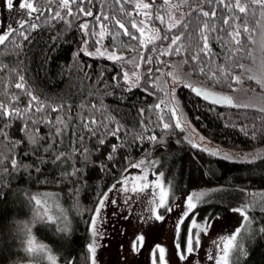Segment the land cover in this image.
Listing matches in <instances>:
<instances>
[{
	"label": "trees",
	"instance_id": "1",
	"mask_svg": "<svg viewBox=\"0 0 264 264\" xmlns=\"http://www.w3.org/2000/svg\"><path fill=\"white\" fill-rule=\"evenodd\" d=\"M148 1L151 3V0ZM34 2L37 7L44 8V12L34 20L24 22L23 27L20 25L13 28L9 39L4 45H0V64L7 65V68L0 70V99H6L2 93L7 91L9 94L18 95L20 106L28 103L27 94L14 86L22 75L25 87L38 95L46 106L63 105V111L53 112L51 107H46L44 113L35 116L53 122L58 116L62 117L67 121L68 128L63 137L55 138L59 147L54 146V149L50 148L47 152L40 145L46 147L53 139V123L40 122L32 125L33 128L38 127L45 138L36 146L30 145L21 132L24 121L15 119L11 121L12 126L6 129L12 140L21 141L14 154L21 165L29 167L22 166L14 171L11 169L10 160H6L4 166L9 168L11 174H0V264H23L38 260L44 263L46 260L32 257L24 251L25 236L20 230L24 223L33 222L36 206L29 197L42 192L55 194L61 200L63 211L68 217L67 230L62 231L65 225L57 223L56 220L53 223L36 222L32 227V234L51 249L58 264H90L87 251L90 240L89 225L100 197L120 178L123 170L143 156L156 157V172L162 173L161 181L168 189L170 198L201 187L209 188L202 202L180 224V245L185 241L187 226L192 218L198 221L208 217L213 219L231 208H236L250 196V192L264 193V160H257L255 163H248L246 160L231 161L203 150L207 148L193 147L183 137L181 130L175 127L171 111L165 106H161L159 110L155 108L163 93L151 81L158 73L156 66L175 61L181 70L191 74L194 84L203 83L217 93L230 95L232 88L242 83L247 89L255 90L259 84L255 80L247 79V76L254 74V64L260 66V71L264 69V54L260 51L258 35L255 37L257 45L249 44L247 36L242 35L244 49L233 58L237 66L232 67L231 71L234 75L243 76L242 83L232 84L231 88L228 86L230 81L213 85L198 70L193 72V68L202 66L192 64V56L197 54L199 28L204 22L215 25L218 30L210 33L209 40L214 64L232 65L233 61L227 59L228 48L217 37L226 35L219 31L226 27L222 23L224 17L242 14L238 11L229 12L216 0H187L181 6L185 14L180 26L169 32L164 24L155 19L156 9L163 5V0H156L150 24L157 26L162 36L167 35V40L157 41L155 45L150 44L148 49H144L137 40H131L122 34L115 40L112 35L106 34L103 47L115 50L125 57L138 54H143L145 58L152 57V63H143V66L151 67V71L144 74L139 85L129 91L123 81L121 63L96 55H85L81 50L84 45L82 42L88 40L85 46L92 51L98 45L99 37L85 36L79 25L87 22L89 33H99L100 22L94 17L108 15L110 19L101 22L108 26L110 32L122 31L111 20V17H116L125 23L130 32L139 37L140 33L131 27V22H136L132 2L84 0L83 4L72 6L78 18L68 17L66 11L60 9L58 0H52L51 4L48 0ZM78 8L90 9L94 15L85 16L78 12ZM213 9L217 13L215 19L205 18L201 14V10L211 12ZM57 11H61L63 19H52ZM128 12L131 13L130 16L124 14ZM164 12L161 8L159 14L164 15ZM249 19L250 27H255V21L251 17ZM235 23L239 24L241 21L236 20ZM32 25L36 26L35 29ZM259 31L257 29L258 33ZM21 33L27 35L28 39L25 40ZM175 35H179L181 40L173 49L182 45L181 52L177 54L173 50L170 55L161 56L160 52L168 51L171 38ZM229 47L234 48L235 45ZM153 48L156 50L151 51ZM248 49H252L253 56L246 54ZM201 58L204 61L209 60L202 54ZM185 60L189 63L183 64ZM239 64L246 68L252 67V72H242ZM10 69L14 71H9ZM176 92L185 117L204 137L221 146L240 151L264 149V113L254 108L218 106L197 97L183 85ZM93 103L101 109L100 112L91 110ZM90 111L97 120L107 124L96 135L82 127V118L88 117ZM161 116L170 125L167 130L160 121ZM106 117H112V120L108 121ZM3 124L4 121L0 119V127ZM117 125L120 126V131L116 136L105 135ZM254 131L255 139L252 137ZM73 132L82 135L84 140L79 141L78 136L72 135ZM151 136L157 139H149ZM100 138L104 139V144L99 143ZM73 141H76L74 146L81 152L84 148L89 150L87 161L77 153L70 159L53 163L59 151H71ZM114 145L117 146L115 152ZM34 147L39 148L35 154ZM109 155L112 159L108 158ZM74 166L81 171L76 175H66L73 171ZM248 214L252 220L250 229L242 228L240 237L247 255L240 256L238 264H264V232L260 231L264 228V211L257 206L249 209Z\"/></svg>",
	"mask_w": 264,
	"mask_h": 264
},
{
	"label": "snow or ice",
	"instance_id": "2",
	"mask_svg": "<svg viewBox=\"0 0 264 264\" xmlns=\"http://www.w3.org/2000/svg\"><path fill=\"white\" fill-rule=\"evenodd\" d=\"M90 2V0H89ZM131 0H123V3H130ZM217 3L224 5L229 12L238 11L241 16L231 15L226 16L223 18V25L226 26L224 28L219 29V31L224 32L225 36L217 37L224 45L228 48V54L227 59L229 61H233L232 65H226V64H214V58L212 54V48L210 47V33L213 31H218L215 27V25H211L208 22H204L202 26L199 28V43L196 45V52L197 54L192 56V64H200L202 66L197 68H193V72L199 71V73L207 78L208 81L213 82V85L215 84H222L225 81H230L228 86L231 88L232 84H239L242 83L243 76L242 75H234L231 71L232 67H236L237 64L234 61V57L237 56V53H240L244 49V45L242 43V35L247 36L248 43L249 44H256L257 40L255 37L257 35L259 36V46L260 51L262 54H264V0H216ZM7 7L12 8L13 7V0H6ZM48 3L51 4L52 0H48ZM59 7L61 10L66 11V15L68 17H76V13L73 12L72 6L76 4H83L84 0H58ZM116 3H121V0H116ZM156 3V0H151V3L146 2V0H137L134 7L137 10V14H140L141 9L145 10L143 11V15L146 18L145 20L140 21V25H143L141 27L138 25L135 21L131 22L132 29H135L136 32H139V37L135 35L134 33L130 32L125 23H123L120 19H117L116 17H111V20L114 22V25L117 29L122 31L117 32H110L107 25L103 24L101 21H107L110 19L108 15L101 16H95V20L100 22L98 23V27L100 28L99 33L92 32L89 33V24L87 22L81 23L79 25V28L83 30L85 36H98L99 39L97 40V43L99 44L105 37L106 34L112 35L113 39L115 40L119 35L127 36L131 40H137L139 42L140 47L144 49H148V45H155L157 41L161 40H167V35H161L159 29L151 28L149 29V25L147 21H150L153 19V5ZM184 3H187V0H184ZM20 8L26 9L29 13H39L40 9L36 7L34 0H24L23 3H20ZM174 8L178 9L180 5L173 4L172 0H163V5H161L159 8L156 9V15L155 19L159 20L162 24L165 23V17L163 15H160L159 12L161 8H163L165 11L167 8ZM257 9H259V17L257 18ZM123 13V9H121ZM78 12L82 13L85 16L92 17L94 14L93 12L89 10H85L84 8H78ZM125 15L130 16L131 13H124ZM201 14L208 19H215L217 16L216 10L213 9L211 12L209 11H202ZM168 24H167V30L170 32L172 29L177 28L181 24V19L179 18H173L172 13L168 12ZM255 21V27H250V19ZM52 19H63L61 16V11L55 12V14L52 16ZM236 20H240L241 23L237 24L235 23ZM67 22V21H66ZM21 27H23V24H21ZM33 29H35V25H32ZM186 27V25H185ZM146 29H148V33H146ZM257 29H259V33L257 32ZM154 33V34H152ZM11 35V30L6 33H0V45H4L5 42L9 39V36ZM21 35L24 37L25 40L28 39V36L24 33H21ZM146 37V38H145ZM181 37L179 35H175L171 38V43L168 46V51H161L160 55H170L172 51L174 50L177 54H179L182 50V45L177 46L173 49V46L178 45L180 42ZM84 45H87L88 40H84L82 42ZM229 45H235V47H229ZM17 47L19 45L17 44ZM85 55H96L99 54L100 56H106V58L111 59L113 61H125V58L117 55L116 51L113 50L111 53H109L106 49L104 51H101L100 48L96 49V53H91L87 51V48L84 49ZM156 49L153 48L151 51H155ZM201 54L205 57H208V61H204L201 58ZM248 56H253L252 49H248L247 53ZM136 61V58L134 57L132 61H125L126 63H133ZM139 61L143 63H152V57L149 56L145 58L143 54L139 57ZM183 64H188L189 62L187 60L182 62ZM239 68L242 70V72H252L251 68H246L245 65L239 64ZM177 71L175 72H169L167 75L172 78L173 83H183V86L186 88H189L197 97H201L206 101H209L210 103L216 104L218 106H226L230 108H254L255 110L264 113V104L260 105H254L252 103H241L238 102L234 97L226 94H220L215 91H213L210 87L204 86L203 83L196 85L191 82H188L187 76L191 74H187L184 77H181L179 72V67L176 66ZM7 68V65L0 64V70H3ZM136 71H133L131 74L128 72L124 73V80L125 83L131 84L130 75L137 78V84L133 86H138V81L140 79V63H135ZM14 71V70H9ZM151 71V70H150ZM247 79L249 80H255L257 84L261 85L262 90H264V69L261 70V73L259 75L252 74L248 75ZM24 77L22 75L19 76V82L15 83V88L21 90L22 92H25L27 96L29 97L28 103L24 106H20L19 103V97L16 94H9L7 91H4L2 95L6 97V99H0V119L4 121V124L2 127H0V174L7 173L11 174L9 172V168L4 166L6 160H10L11 169L14 171H18L20 167H29L28 165H21V163L18 161L17 156L14 154L15 149L20 145V140H12L11 137L8 135V132L6 129L10 128L12 126L11 121L15 119H19L24 121V124L21 128V132L24 133L25 138L28 140V143L30 145L36 146L40 145V141L44 140L45 138L40 134V129L38 127L33 128L32 125H37L40 122L44 123H53L55 126V131L51 135L53 136V139L51 142L47 143V146L44 147V145H40V147L44 148V151L47 152L48 149L52 148L54 149V146L56 148L59 147L58 141L55 139L57 137H63L65 135L66 129L68 128V123L65 121L62 117H57L56 120L48 121L47 119H44L43 117L37 118L35 114L38 113H44L46 111V107H51V111L53 112H59L63 111V105L56 107L47 105L40 100V97L36 95L33 91L27 89L25 87V84L23 83ZM7 88V86H5ZM131 91V87L128 89ZM232 91H236L235 88H232ZM254 91V90H253ZM173 99V107L171 108V118L175 121V127L182 128V120H183V114L179 111V105L176 103L175 100V89H173L172 94ZM161 103H164L161 101ZM156 109L161 108V104L155 105ZM91 110H94L95 112H100L101 109L96 106V104H91ZM143 115V112L141 113ZM69 119H71L69 117ZM106 120L111 121L112 117H106ZM29 121L31 123H29ZM160 121L163 124V127L165 130H167L170 125L167 122H164L163 116L160 117ZM82 127L88 131L91 132L93 135H96L97 131L100 128L107 127V124L99 121L96 119L95 115L92 113V111L89 112L88 117L82 118ZM120 131V126L117 125L115 128H111L108 130V132L105 133V135H112L116 136L117 133ZM73 136H78L79 141H83L84 137L82 135H78L77 133L73 132ZM253 139L256 138L255 131L252 133ZM142 138V137H141ZM149 139L155 141L157 138L155 136L149 137ZM203 139V138H201ZM104 139L100 138L99 143L104 144ZM62 143V140L60 141ZM73 147L70 152L65 151H59L55 155V159L53 160V163H56L58 161L67 160L71 157L77 155L79 153L81 156L84 157V160L87 161V155L89 154V150L87 148H84L83 151L77 147H75L76 141H73ZM10 145V147H9ZM116 145L113 146V152L116 151ZM193 147H197L196 144H193ZM204 151H208L212 155H218L219 150H211V149H203ZM39 151V148L34 147L33 153H37ZM27 155V153H25ZM109 159H112V156L109 155ZM224 159H233L231 156L225 155L223 157ZM246 162L248 163H255L257 160H264V149H258L254 152L247 153L243 157ZM145 161L141 160L138 163L132 164L131 167L133 168H141L142 165H144ZM39 171V169H37ZM81 169L73 167V171L70 173H66V175H76L79 173ZM127 171V169H125ZM159 175H162L160 173ZM135 180H140L142 183H135ZM122 183V191L128 192L129 190L135 194L136 192H143L152 185L147 180V176L143 175L137 178L129 179L128 177H125V179L121 182ZM132 184L131 189L127 187L128 184ZM115 188V185L112 186ZM154 187L158 189V192H153V196H158V204H156L155 207L151 209L152 216L156 220H162L163 217L160 215L157 211L158 208H164L168 204L169 200V191L167 188L163 186V184L159 181V177L157 179V182L155 183ZM112 189H109L111 191ZM207 195L205 192L193 194L187 197V207L185 212L183 213V217L181 220L177 223V236H179V227L180 224L183 223L184 218H187L189 213L193 211L197 207V204L193 202L194 198L197 201L203 200V198ZM251 196L250 201H246L244 205H242L240 208H233L232 211L239 212V214L243 217V228H249L251 226L252 220L250 219V216L248 214L249 209L259 207L262 211H264V193H251L249 194ZM108 198L107 193H105L102 198L99 200V203L95 209V213L92 216L91 219V228H92V235L95 237L97 235L95 231V225L97 221V217L100 214L101 208L104 207V202ZM30 201H33L35 203V211L33 215V222L32 223H24L21 226V232L25 236L24 240V251L32 256V257H42L43 259H46L48 264H57V258L52 253L51 249L48 248L46 244H43L39 242L36 237L32 234V227L34 226V223L36 222H47V223H53L57 219L53 216L51 213V210L48 207V200L50 199H43L38 198L37 196H31L29 197ZM115 203V201H113ZM127 203V201H125ZM170 210V209H169ZM64 219L66 220L67 217L65 216ZM211 218H205L204 222L202 224L197 223L195 219L192 221L191 228L189 230V235L186 241V252L192 253L194 251L193 248V238H195V244L196 246H199L200 244V233L203 232L205 235L208 234V231L212 227ZM192 228L199 229L195 233V237L193 236V233L191 231ZM62 231L67 230V224H65L64 229H61ZM261 232H264V228L260 229ZM242 234V228L238 227L233 233L228 234L227 236L220 237V242L217 244V247L219 249V255L216 257H209L210 259H215V264H238L239 257L240 256H246L247 253L244 248V244L242 243V240L240 239ZM145 241V237L143 234H140L135 237V239L132 241V248L133 251L138 250V245H143ZM215 243V242H214ZM178 252L180 253V259L184 260L186 257L183 254V251H181V245L177 243L176 245ZM87 251L90 253V262L91 264H97L96 262V246L95 243H90L87 245ZM155 251L159 253L158 259L153 260V264H168V261L166 260V249L163 246L156 245ZM38 264V262H37ZM71 264V262H70Z\"/></svg>",
	"mask_w": 264,
	"mask_h": 264
},
{
	"label": "rangeland",
	"instance_id": "3",
	"mask_svg": "<svg viewBox=\"0 0 264 264\" xmlns=\"http://www.w3.org/2000/svg\"><path fill=\"white\" fill-rule=\"evenodd\" d=\"M23 2L24 0H13V7L9 8L7 7L6 0H0V33L9 32L13 28L20 26L24 22L34 20L44 12V8L38 7L40 9L39 13H29L26 9L20 8L19 5ZM131 2L135 5L137 0H131ZM146 2L149 1L146 0ZM183 2V0H172L173 4H178L180 5V7L178 9L169 7L163 13V16L165 17L164 25L166 27L169 22L167 15L168 12L172 13L173 18L182 19L185 14L183 9H181ZM139 11L140 14H137V10L135 9L136 23L138 25H140L141 20L146 19L143 15V11L145 10L141 9ZM147 23L149 25V29H158L157 26L151 25L150 21H147ZM140 26L143 27V25ZM148 31L149 30L146 29V33H148ZM102 42L103 40L95 48H93L92 51L85 45L82 46L81 50L84 51L83 49L86 47L88 52L96 53V49L100 48L101 51H104L106 49L109 53H111L113 50H109L103 47ZM116 53L117 55L124 57L125 61H132L134 57L136 58V61H134L133 63H126L125 61H114L119 62L122 65V77L124 83V73L128 72L129 74H131L133 71H136L135 63H140V79L144 74L150 72L151 67L143 66V62L139 61V57L141 56V54L125 57L123 54H120L117 51ZM96 56L103 59H108L106 58V56H100L99 54H96ZM108 60L113 61L111 59ZM176 66H179V64L175 61H167L166 63L161 64V66L155 67V70L158 71V73L155 77H153L151 81L154 82L163 93L162 99L160 100L159 104H161V106H165L171 111V108L173 107L172 94L173 89H175V100L179 105V111L183 114V130L179 128L183 137L188 139L191 144H196L197 147L200 146L211 150H219V154L215 156L221 159L225 155H228L233 158L231 159V161H244L245 159L243 157L245 156V154L254 151H240L229 146H221L220 144H217L204 137L202 133L192 125L190 120L185 117L181 104H179V99L176 92L177 88L183 85V83H173L172 78L167 75V73L169 72L177 71ZM254 66L255 67H253V73L259 75L261 72L260 66H258L257 64H254ZM179 72L181 77H184L188 74V72L181 70L180 67ZM130 79L132 83H126L127 87H136L133 85L137 84V78L130 75ZM187 79L188 82H191L193 84L195 83L191 79L190 75L187 76ZM235 89L236 91H232L230 96L234 97L238 102L252 103L254 105L264 104V90H262L261 85H259V87H257L254 91H251L250 89L244 87L243 83L242 85H237ZM161 101H163L164 103H161ZM141 160L145 161L144 165H142L141 168L131 167L132 164L138 163ZM157 162L158 161L155 156L153 157L149 155L137 159L129 167L126 168L127 171L123 170L121 172L120 178L111 185L110 189L112 190H107L105 192L107 193L108 198L105 200L104 207L101 208L100 214L97 217L95 225V231L97 235L95 237H93L92 235L91 223L89 225V244L93 242L95 243L97 249V264H153V260L158 259L159 256V253L155 251L156 245L163 246L166 249V260L168 261V264H215V259H210L209 257H216L220 254L217 247V244H219L220 242V237L227 236L228 234L233 233L238 227L243 228V217L239 214V212L232 211L233 208H231L221 216H215L213 219H211V223L213 226L208 231L207 235H205L203 232L200 233L199 246H196L195 238H193L194 251L189 254L186 252V241L189 235L192 221L193 219H195L192 218L187 226L188 230L185 235V241L183 244H181V251H183V254L186 258L184 260H181L180 253L178 252L176 247L177 243H179L177 236V223L181 220V218L183 217V213L186 210L187 197L201 192L207 193L209 188L201 187V189L191 190L190 192L181 194L175 198L169 197L166 207L157 209L158 213L162 215L163 219L156 220L152 216L151 209L155 207L159 201L158 196H153L152 193L158 192V189L154 187L158 177L159 181L162 183L161 176L156 172ZM143 175L147 176V180L150 185H152V187L143 192H136L135 194H133L130 190L128 192H123L121 190V182L125 179V177L132 179ZM135 183L139 184L142 183V181L135 180ZM113 185H115V188L112 187ZM127 187L131 189L132 184H128ZM251 193L263 192L252 191L249 194ZM36 196L43 199H47L50 197V199L48 200V207L51 210L53 216L57 218V223H60L62 225L67 224V213H64L61 200H59L55 194L42 192L41 194H38ZM102 196L100 197V199L102 198ZM250 200L251 196H247V199H245V201L241 204L237 205L236 208H240L245 204L246 201ZM113 201H115V203H113ZM125 201H127V203H125ZM193 202L198 205L202 202V200L197 201L194 198ZM65 216L67 217L66 220L64 219ZM196 222L202 224L204 220H196ZM191 231L193 233V236L195 237V233L199 231V229L192 228ZM140 234H143V236L145 237V241L143 245H138V250L133 251L132 241L136 236ZM37 262L38 264H48L47 260H44V263L38 260L36 262H26L23 264H37Z\"/></svg>",
	"mask_w": 264,
	"mask_h": 264
}]
</instances>
